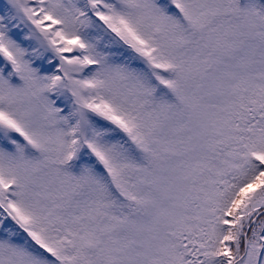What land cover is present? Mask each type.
I'll return each instance as SVG.
<instances>
[{"label": "snow or ice", "instance_id": "obj_1", "mask_svg": "<svg viewBox=\"0 0 264 264\" xmlns=\"http://www.w3.org/2000/svg\"><path fill=\"white\" fill-rule=\"evenodd\" d=\"M0 264H264V0H0Z\"/></svg>", "mask_w": 264, "mask_h": 264}]
</instances>
